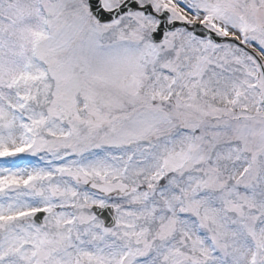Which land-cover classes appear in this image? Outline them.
<instances>
[{
  "label": "snow or ice",
  "instance_id": "obj_1",
  "mask_svg": "<svg viewBox=\"0 0 264 264\" xmlns=\"http://www.w3.org/2000/svg\"><path fill=\"white\" fill-rule=\"evenodd\" d=\"M0 264H264V0H0Z\"/></svg>",
  "mask_w": 264,
  "mask_h": 264
}]
</instances>
